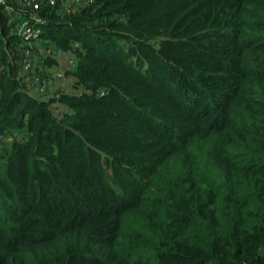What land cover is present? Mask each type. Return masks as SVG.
<instances>
[{"label": "trees", "instance_id": "1", "mask_svg": "<svg viewBox=\"0 0 264 264\" xmlns=\"http://www.w3.org/2000/svg\"><path fill=\"white\" fill-rule=\"evenodd\" d=\"M16 3L0 2V264H264V0ZM27 56L72 90L34 94Z\"/></svg>", "mask_w": 264, "mask_h": 264}, {"label": "built area", "instance_id": "2", "mask_svg": "<svg viewBox=\"0 0 264 264\" xmlns=\"http://www.w3.org/2000/svg\"><path fill=\"white\" fill-rule=\"evenodd\" d=\"M24 6L26 7H31L34 10H37L40 8L41 2L42 0H19ZM52 3L56 4L58 1L61 0H50ZM93 0H76L77 4H88L91 3ZM0 2L5 3V0H0ZM6 9H12L11 6L7 5ZM21 16L23 19L21 21H17L15 22V29L16 32L18 34H20L22 37L26 38L27 40H30V42L32 40L34 41H38L39 40V35H40V30L38 28V23L40 22L39 19H33V20H26L24 19L21 13H16L15 16ZM74 46H79V42L78 41H73L72 42ZM44 46H49L48 48H46L47 50L44 51V56L47 55H52L57 53L56 47L54 43H50L48 45H44ZM58 54V53H57ZM22 73H26L29 72L31 70V66H32V57L27 56L24 57L22 59ZM75 63L76 60L73 56H69L66 60V65L67 68H73L75 67ZM59 72V76L62 77L63 75H65V73L63 71H58ZM34 79L33 82L30 83V86L33 87V89H40L41 92H45L46 88L48 87V82H47V78H43L41 75L39 74H34Z\"/></svg>", "mask_w": 264, "mask_h": 264}, {"label": "rangeland", "instance_id": "3", "mask_svg": "<svg viewBox=\"0 0 264 264\" xmlns=\"http://www.w3.org/2000/svg\"><path fill=\"white\" fill-rule=\"evenodd\" d=\"M16 1V7L17 6H21V4L19 3L18 0H14ZM23 5V4H22ZM58 5V9L59 11L63 12L67 9L70 8V6H79L76 2V0H61L57 3ZM9 12V15L10 16H15L16 14V11H14L13 9H9L8 10ZM31 45L32 47L35 49H38V50H41L42 51V54H44V49L46 48V46H41L42 43L39 44L38 41H34L32 40L31 41ZM33 52V50L30 51V54ZM58 55V54H57ZM35 58V57H34ZM33 58V59H34ZM62 59V58H61ZM65 62V61H64ZM38 67H41L43 68V78L46 77L44 75H47L49 76L48 79H47V82H48V91L50 89V91H54L55 89H60V88H68L70 90H72V87L70 85H72V82H74L73 78L68 75H63L62 77L59 76V72L58 71H61L60 68H57V67H54L55 69H50V67H46L44 64H42L39 59L36 57V61L32 64L31 66V69H32V72H35L37 73L38 71H35V69H37ZM42 70V69H41ZM34 94L36 95H43L44 92H41L40 89H34Z\"/></svg>", "mask_w": 264, "mask_h": 264}]
</instances>
